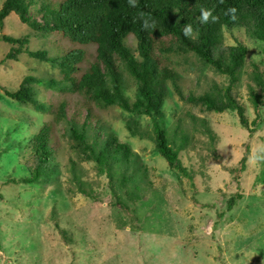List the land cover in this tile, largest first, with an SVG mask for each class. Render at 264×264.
<instances>
[{
	"label": "trees",
	"instance_id": "1",
	"mask_svg": "<svg viewBox=\"0 0 264 264\" xmlns=\"http://www.w3.org/2000/svg\"><path fill=\"white\" fill-rule=\"evenodd\" d=\"M155 1L136 0V6L132 7L129 0H64L55 8L35 0H4L0 6V30L8 18L16 16L22 26L39 34V39L52 47L51 52L31 53L27 49V37L4 38L7 44L16 47H11L0 65L18 62L24 54L54 72L42 79L25 77L15 92L4 91L5 97H0L3 102L17 105L12 108L21 121L16 122L15 130L24 124L33 130L32 125L37 124L31 113L39 117L35 133L25 145L18 143L0 149V201H4L1 189L9 185L21 192L16 199L22 198L27 203L35 199L34 189L44 192L53 187L48 191L50 199L64 192L61 180L65 176L53 163L55 154L62 148L60 141H66L72 152L68 158L71 168L67 171V181L74 186L76 195L90 205L86 210L88 214L90 209L86 226H81L72 212L62 216L69 220L68 226H59L60 216L52 222L62 243L59 248L69 254L70 264H76L77 260L79 264H98L103 254L92 238L99 235L100 229L115 224L111 215L117 211L128 215L137 224L138 232L149 231L134 213L143 208L150 213L157 207L149 201L156 203L164 199L162 191L153 189L151 173L162 181L168 177L173 182L177 174L178 180L187 179L193 190L196 187L192 172L196 163L201 164V179L205 176L216 179L227 174L222 181L226 183L223 188L196 189V195L206 194L204 198L214 195L220 202L225 201L224 206H219L212 198L198 205L206 209L201 210L206 214L200 217L209 225L205 238H219L224 244L216 247L220 255L225 248L229 249L228 254L234 252L235 244L249 234L239 216L249 198L264 199V0ZM152 6L161 8L160 12L152 13ZM201 8L212 10L216 22L209 18V23L201 24L197 19ZM145 20L150 25L154 23V27L145 29ZM188 24L193 29L192 38L184 35ZM239 27L259 44L260 63L252 64L249 71L245 68L249 54L246 45L236 41L235 46H227L223 42L225 32L231 33ZM129 36L138 42V60L123 45ZM109 38L121 48L107 51L103 44ZM59 39L69 43L75 39L85 51L75 58L65 55ZM176 68H182L183 72L197 71L211 86L198 87L196 94L185 97ZM207 73L211 74V79ZM34 87L40 90L35 91ZM243 87H246L247 98L239 105L241 97L229 96L240 94ZM172 95L177 96L184 107L168 114L164 106ZM70 104H73L72 113L71 108L64 111ZM110 108L128 115L124 122L129 136L149 141L153 146L150 160L164 162L166 169L159 174L155 168L151 171L128 142L120 141L108 127L99 125L101 115ZM223 114H229L236 122L239 128L233 129L243 134L246 143L240 160L226 172L216 173L214 165L206 172L202 151H207L208 158L214 162H229L216 153L218 137L209 119L211 115ZM138 118L149 119L151 130L145 131ZM199 145L205 148L192 155L195 163L187 165L180 160L188 150L198 151ZM82 164H91L99 177L107 179V186L82 181L79 169L87 174ZM73 195L75 193L67 190L68 199H73ZM167 211H170L168 207ZM177 216L170 211L168 231L183 228L172 238L174 240L182 238L191 227ZM43 222L41 218L38 223ZM43 225L39 229L52 231L50 223ZM128 232L134 234L132 230Z\"/></svg>",
	"mask_w": 264,
	"mask_h": 264
},
{
	"label": "rangeland",
	"instance_id": "2",
	"mask_svg": "<svg viewBox=\"0 0 264 264\" xmlns=\"http://www.w3.org/2000/svg\"><path fill=\"white\" fill-rule=\"evenodd\" d=\"M3 1L0 0V6ZM63 1L44 0V3L58 8ZM7 37L15 40L27 37V47L32 52L50 50L49 46L39 39V34L22 26L16 16H11L5 21L3 30H0V63L11 47H16L4 41V38ZM236 41L244 42L249 49L245 67L249 71L252 64L260 63L259 44L249 40L241 28L234 29L232 33L225 32L223 41L225 45L234 46ZM128 46L134 48L133 43ZM49 71L50 68L47 65L38 63L26 56H22L18 63L1 64L0 97H5L4 91L15 92L19 87V83L25 77H41ZM176 71L182 78L179 81V86L185 97L190 93L196 94L198 87L206 89L207 84L211 86V83L206 81L197 71L192 72L188 69L183 72L182 68H176ZM207 76L209 79L212 78L210 73H207ZM216 83L219 84L220 82L216 80ZM33 89L35 91L40 90L38 87ZM129 96L133 99V94ZM170 97L164 106L168 114L173 113L182 106L177 96L172 95ZM12 106L17 108L16 104L0 100V129H3L0 130V149L3 150L12 144L22 143L25 145L32 138L38 126L39 117L31 113L37 124L32 125L33 130H30L26 124L15 130L16 122L21 120H18V112ZM127 119L128 115L121 111H109L101 115L99 125L108 127L120 141L128 142L132 146V150L150 166L151 171L155 168L156 173L159 174L161 170L166 169L165 163L160 160H155V162L154 159L150 160L153 151L151 144L129 136L125 130L124 122ZM209 119L218 137L216 153L228 159L229 162L224 164L223 162H214L213 159L208 158L209 153L202 151L205 148L204 145H199L198 151L193 148L183 153L180 160L187 165L193 164L195 162L192 155L201 150L205 158L203 163L205 171L207 172L214 165L216 173H223L240 160L246 138L233 129L238 125L229 114L211 115ZM23 121L25 122V119ZM137 121L142 128L151 130L149 119L138 118ZM4 130L9 134L7 135ZM60 143L62 148L55 154L53 164L59 166L58 171L62 176H65L61 180L64 183V192L56 195L54 199H50L48 191L53 187H48L44 192L34 189L36 194H32L35 199L27 203L22 198L16 199V197L21 196V192H18L15 186L9 185L1 189L4 201H0V264H70V260H67L69 254L64 253V249L59 248L62 243L52 222L57 217H65L72 212L73 216L78 218L79 224L86 226L90 209L88 214L86 210L90 208V205L85 199L76 195L74 186H71L67 181L69 178L67 171H70L71 168V163L68 164V158L72 156V152L69 146L66 145V141H60ZM202 143H205V141ZM254 148H256V145ZM15 155L16 153L10 158ZM81 166L87 173L84 175L82 170L79 169L82 181L87 184L98 182L101 187L107 186V179L99 177L91 164H82ZM193 168L195 169L192 172L195 175L193 184L196 189L202 190L210 187L214 191L218 187L223 188L226 185L222 181L224 177H227V174L223 173L216 179L207 176L201 179L199 171L201 164L196 163ZM24 175L26 174L24 173ZM150 177L154 185L153 189L157 188L162 191L164 199H160L156 203L150 200L149 202L157 207L150 213L146 208L139 209L134 213L140 221L145 222V228L149 231L138 232L137 224L128 215L117 211V213L111 215V220L115 224L100 229L99 235L92 238L98 242L96 248L103 254L98 264H264V199L261 197L249 198V203L239 214L245 223L244 225L247 226L249 234L240 243L235 244L233 255L232 253L228 254L229 249L227 248L220 255L216 247L218 244L221 246H224V244L219 238H205V231L209 225L200 219L206 212H201L204 208L198 205L200 202L204 205L208 199L211 200L212 198H215L214 202L219 206H224L225 201L220 202L214 195L209 198H204L206 194L196 195V189L193 190L188 186V180L184 179L183 181L180 178V183L177 174L175 182L168 177H164L162 181L158 175L152 173ZM228 180H230V177H228ZM0 187H2L1 183ZM67 190L75 193L73 199L67 198ZM23 192L27 196L30 195L24 190ZM129 207L132 209L133 205L130 204ZM167 207L172 213H177L179 215L177 217L182 219L187 227L191 226L190 231L187 229L185 235L179 240L172 238L177 237L183 228L176 232L168 231L170 211H167ZM64 217L61 218L60 227L69 224V220ZM41 218H44V224L50 223L52 231L45 232L44 229H39L40 226H45L43 223H38ZM157 223L159 226H157ZM249 228H251L252 233H250ZM21 229L25 231L20 233L18 230ZM128 230L134 231V234H131ZM92 233L96 235L95 231H92ZM76 264H79V260Z\"/></svg>",
	"mask_w": 264,
	"mask_h": 264
},
{
	"label": "clouds",
	"instance_id": "3",
	"mask_svg": "<svg viewBox=\"0 0 264 264\" xmlns=\"http://www.w3.org/2000/svg\"><path fill=\"white\" fill-rule=\"evenodd\" d=\"M155 2H160L159 0H156ZM129 4L130 6L132 7H135L136 6V0H129ZM161 8L158 9L154 6L151 7V12L154 13V14H158L160 12ZM232 11L234 12L235 9H232ZM209 18H211V22H216L217 20V17L213 16L212 15V10H209V9H204V8H201V14L200 16L197 18L198 21L201 23V24H206V23H209ZM149 27H154V23H152L151 25L149 24V22L147 20L144 21V28L145 29H148ZM240 28V27H239ZM238 29V28H236ZM243 29V28H241ZM244 30V29H243ZM233 31V30H232ZM245 32V31H244ZM232 33V32H231ZM184 35L185 37H188V38H192L194 36V33H193V29H192V26L190 24L186 25L185 28H184ZM246 35V33H245ZM247 36V35H246ZM132 36H129L127 39L131 38ZM249 39V38H248ZM251 40V39H249ZM237 42H241L243 44H245L244 42L242 41H237ZM105 49L109 52H112L116 49H118L114 44H113V41H111L110 39H107L106 42L103 44ZM246 45V44H245ZM235 46V44H234ZM127 48H129L130 50H132L133 48L129 47V46H126ZM247 47V45H246ZM248 48V47H247ZM88 52H91L90 49H87ZM240 93L242 94L240 97H241V100H239V105H242L243 103H245V100L247 98V94H246V87H243L241 90H240ZM179 100V99H178ZM168 101V100H167ZM180 101V100H179ZM167 103V102H166ZM182 103V102H181ZM239 105L237 106H234V108L238 107ZM182 109L184 107L183 103H182ZM180 107V108H181ZM177 109V111H179V109ZM109 111H115V108H110L109 110L105 111L104 113L106 112H109ZM103 113V114H104ZM132 138V137H131ZM144 142H148L149 144H151L149 141H144ZM152 145V144H151Z\"/></svg>",
	"mask_w": 264,
	"mask_h": 264
},
{
	"label": "bare ground",
	"instance_id": "4",
	"mask_svg": "<svg viewBox=\"0 0 264 264\" xmlns=\"http://www.w3.org/2000/svg\"><path fill=\"white\" fill-rule=\"evenodd\" d=\"M37 3H39V4H43L44 3V0H38L37 1ZM111 41H113V44L117 47V48H121V47H119V45L117 44V42L113 39V38H109ZM60 40V42H61V45H62V47L65 49V55L66 54H70V55H73V57L75 58V57H77L79 54H81L82 52H84L85 51V47L84 46H82V45H80V44H78L77 42H75V39L74 40H72L71 41V43H69V42H67L66 40H64V39H59ZM43 42H45V41H43ZM131 43H133V45H134V48L131 50L132 52H133V54H134V58L136 57L137 58V60H138V49H137V46H138V42L136 41V38L135 37H131V38H129V39H126V40H124L123 41V45L124 46H128L129 44H131ZM50 48V50H42V51H47V52H51L52 51V47H49ZM28 49V48H27ZM29 50V49H28ZM31 53H36V52H32V51H30ZM38 52H40V51H38ZM22 56H25L24 54L23 55H21L20 57H19V61H20V58L22 57ZM27 57V56H26ZM27 58H29V57H27ZM29 59H31V58H29ZM33 60V59H32ZM18 61V62H19ZM11 62H13V61H11ZM18 62H13V63H18ZM162 65H161V63H160V72H161V70H162ZM159 72V73H160ZM52 73H54V72H52V70H50L46 75H44V76H41V77H36V76H32V77H35V78H39V79H42V78H46V77H48V76H50ZM178 74V73H177ZM179 75V74H178ZM180 87V86H179ZM242 94L240 93V94H237V95H234V96H229V98L231 97V98H238V97H240ZM75 100H73V102H74ZM68 108H71V110H70V113H72V108H73V104H70L67 108H65V110L64 111H66V112H68ZM121 111L120 109H115V111ZM114 111V112H115ZM122 112V111H121ZM9 116V115H8ZM8 118V117H7ZM144 129V128H143ZM0 130H3V129H0ZM145 131H149V130H147V129H144ZM4 132H6L5 130H4ZM7 133V132H6Z\"/></svg>",
	"mask_w": 264,
	"mask_h": 264
}]
</instances>
